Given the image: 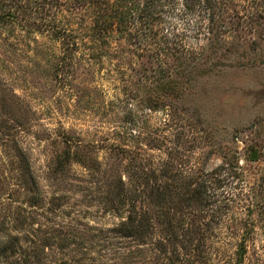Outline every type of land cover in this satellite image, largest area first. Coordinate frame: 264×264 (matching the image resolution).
<instances>
[{
	"label": "rangeland",
	"instance_id": "374dc122",
	"mask_svg": "<svg viewBox=\"0 0 264 264\" xmlns=\"http://www.w3.org/2000/svg\"><path fill=\"white\" fill-rule=\"evenodd\" d=\"M16 1L0 0V264H238L243 240L264 264V0H218L223 35L179 10L107 43L92 9Z\"/></svg>",
	"mask_w": 264,
	"mask_h": 264
},
{
	"label": "trees",
	"instance_id": "16d2710c",
	"mask_svg": "<svg viewBox=\"0 0 264 264\" xmlns=\"http://www.w3.org/2000/svg\"><path fill=\"white\" fill-rule=\"evenodd\" d=\"M16 1V0H13ZM25 0H19V3H22ZM28 1V0H26ZM39 1V0H37ZM61 0H50L51 3L55 2V4H59ZM69 1V0H67ZM70 4L72 5L73 8H75L78 3L79 6H84L87 9H92L94 13L93 17V39L96 41V37L99 38L100 41H104V43H107V39H109V35L116 29L117 31L123 33V35L126 36H131V31H135L139 35L140 32H137V30H142L140 29L141 26H143L142 21H144L146 18L151 17L153 14H155V20L158 21L162 18L161 13H169L171 11H180L181 14L186 15V16H191V15H196L198 16V21L194 24V26L191 28L196 32L197 34L205 35V34H213L216 35H223L222 29L225 28V22L228 20V13L224 9V12L222 13V16H215V5L218 0H146L138 3V4H132L134 0H71ZM151 1V2H150ZM18 3V1H16ZM42 4V1L39 2ZM159 3V4H158ZM162 3H166L161 5ZM38 5V2L36 3ZM157 4V10L152 11L153 7H156L155 5ZM43 5V4H42ZM44 6V5H43ZM71 7V6H70ZM36 9H38V6H36ZM5 17L11 18V14L9 12H6L3 7H0V20L4 19ZM13 17V14H12ZM218 18V20H216ZM215 21H217L215 23ZM255 22V21H254ZM148 25H152L151 22H149ZM235 31L236 28H235ZM133 37V36H132ZM219 37V36H218ZM215 36V38H218ZM222 37V36H221ZM92 40V39H91ZM209 40V39H208ZM218 40V39H217ZM214 41V40H213ZM95 43L94 41H92ZM161 44V43H159ZM214 45V43L212 44ZM214 48V46H211ZM212 48V50H213ZM89 49H92L89 48ZM161 46L159 47V50H153L151 52L152 58H156L157 62H163V57L166 58L168 57L167 54L162 53L160 50ZM182 52L179 50L176 53L178 55H183L186 53V49L181 48ZM137 53L140 54H133L130 59L132 60L133 58L136 59H142L145 60L147 59L148 63L149 60L151 59L148 54L151 50L146 51L144 54V50H137ZM161 51V52H160ZM177 54H172L171 56L174 59H179V56ZM183 58L180 60L182 61V64L178 65L179 70H177V75L175 77H170V81L166 82L163 75V70L158 71L160 78L158 81H155L154 85V91L155 94L157 95L156 99V104L154 105L155 108H163L165 107L163 105L164 99L162 96L165 93V90L169 87H176L175 85H178L179 82L185 81L187 78L190 77L191 74H187L191 68L195 67L194 61L190 51H188V54H185ZM102 56V55H100ZM104 56V55H103ZM171 57V58H172ZM95 52H91L89 54V60H94L97 59ZM160 67V66H159ZM162 67V66H161ZM183 72H181V69ZM147 68L146 67H141L139 69V75L138 77V83L142 82L144 85H146L148 81V73H147ZM164 82V83H163ZM172 85V86H171ZM208 197V196H207ZM137 214V213H136ZM138 217L133 216L130 217L127 223H125V226H128L130 228V234L132 236H135L136 238H142L146 235L147 233V228L143 227V224L138 222ZM194 251H198V256L203 257V250H201V246H198ZM248 254V247H247V242L244 240L240 243L238 247V257H239V263L238 264H243L244 258Z\"/></svg>",
	"mask_w": 264,
	"mask_h": 264
},
{
	"label": "water",
	"instance_id": "95a60500",
	"mask_svg": "<svg viewBox=\"0 0 264 264\" xmlns=\"http://www.w3.org/2000/svg\"><path fill=\"white\" fill-rule=\"evenodd\" d=\"M253 158H254V159L256 158V154H255V153L253 154Z\"/></svg>",
	"mask_w": 264,
	"mask_h": 264
}]
</instances>
